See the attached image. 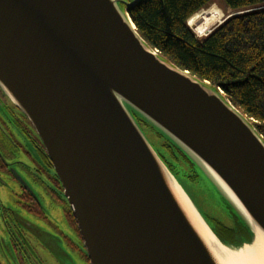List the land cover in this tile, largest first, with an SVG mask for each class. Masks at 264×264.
<instances>
[{"label":"water","instance_id":"obj_1","mask_svg":"<svg viewBox=\"0 0 264 264\" xmlns=\"http://www.w3.org/2000/svg\"><path fill=\"white\" fill-rule=\"evenodd\" d=\"M142 1L0 0V89L42 141L90 264H257L264 142L137 34L127 9ZM233 218L235 244L216 231Z\"/></svg>","mask_w":264,"mask_h":264},{"label":"trees","instance_id":"obj_2","mask_svg":"<svg viewBox=\"0 0 264 264\" xmlns=\"http://www.w3.org/2000/svg\"><path fill=\"white\" fill-rule=\"evenodd\" d=\"M213 1L143 0L127 13L148 46L175 67L219 89L264 142V0H220L234 14L209 35L197 38L187 20ZM163 148L170 158L187 163L181 153ZM189 173L186 178L195 181ZM233 219L235 231L220 225L216 231L235 244L247 234Z\"/></svg>","mask_w":264,"mask_h":264},{"label":"flooded vegetation","instance_id":"obj_3","mask_svg":"<svg viewBox=\"0 0 264 264\" xmlns=\"http://www.w3.org/2000/svg\"><path fill=\"white\" fill-rule=\"evenodd\" d=\"M166 161L181 176V158ZM0 264H90L42 141L1 89Z\"/></svg>","mask_w":264,"mask_h":264},{"label":"bare ground","instance_id":"obj_4","mask_svg":"<svg viewBox=\"0 0 264 264\" xmlns=\"http://www.w3.org/2000/svg\"><path fill=\"white\" fill-rule=\"evenodd\" d=\"M205 10H202L194 14L188 20V25L190 26V28L194 29V33L198 37H203L206 34V32H208L213 26L222 23V18H221L222 12L219 9H217L215 6H212L209 9L207 8L206 11ZM202 234L204 238L206 239V241L211 244V247L215 250L216 254L219 256H222L224 253V250L218 249L216 245H214V243L213 244L211 243L210 237L207 235V232L205 230H203ZM258 239L260 241L259 236H258ZM254 254L258 257V259L255 258L256 263L264 264V248L260 246L256 247Z\"/></svg>","mask_w":264,"mask_h":264},{"label":"rangeland","instance_id":"obj_5","mask_svg":"<svg viewBox=\"0 0 264 264\" xmlns=\"http://www.w3.org/2000/svg\"><path fill=\"white\" fill-rule=\"evenodd\" d=\"M212 6H215L217 9H219L221 12H222V22L227 18L229 17L230 15H233L234 13L230 10V9H227L224 7V5L222 4V2L220 0H214L212 4H210V6H208V9ZM205 10V9H204ZM207 10V8H206ZM205 10V11H206ZM202 11V10H200ZM219 24L213 26L209 31L211 32L214 28H216ZM191 30L193 31L194 33V29L191 28ZM195 34V33H194ZM197 38H199L198 36H196ZM182 166V165H181ZM183 167V166H182ZM182 171H183V168H182ZM187 172V171H185Z\"/></svg>","mask_w":264,"mask_h":264}]
</instances>
